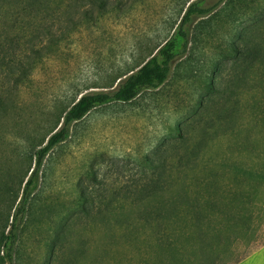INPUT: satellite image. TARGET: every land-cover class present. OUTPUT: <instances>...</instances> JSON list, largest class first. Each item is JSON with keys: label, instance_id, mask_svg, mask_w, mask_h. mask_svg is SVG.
Segmentation results:
<instances>
[{"label": "trees", "instance_id": "trees-1", "mask_svg": "<svg viewBox=\"0 0 264 264\" xmlns=\"http://www.w3.org/2000/svg\"><path fill=\"white\" fill-rule=\"evenodd\" d=\"M109 1L0 0V70L4 77L15 78L11 79L14 85L19 84L42 60L45 47L40 51V44L56 41L57 34L69 25L98 20L108 13ZM224 1L210 8L201 7V1L190 3L172 36L137 70L121 75L127 76L114 89L85 94L71 103L58 130L34 154L35 167L9 233L0 238L2 260L13 264L17 241L13 230L30 201L29 188L46 156L68 139L72 125L99 107L131 104L143 91L165 86L176 59L192 45L187 28L193 18H200L193 28L194 38L202 36L200 41L206 30L207 34L212 31H208L210 19L219 16L212 12L222 3L221 10L233 14L241 8L250 12L248 20L264 25V4L258 0ZM257 3L262 8H254ZM72 8L79 23L71 15L67 19L73 23L68 20L67 27L54 23L58 13ZM260 36L252 42L235 33V39L246 44L230 43L228 53L217 50L215 63L209 65L217 71L221 60H231L234 69L242 68L243 75L233 73L230 80L243 84L248 95L239 99L236 92L217 88L214 75L199 68L204 89L189 116L197 114L205 120L199 126L177 122L169 130L176 140L172 143L178 159L167 164L147 158L148 168L156 172L135 189H106L102 199L86 197L83 189L70 210L88 219L87 230L98 239L81 236L77 241L66 240L67 247L62 241H51L45 264H238L264 245V31ZM198 132L189 142L190 134ZM162 176L167 179L165 188L149 186ZM96 230L99 234H94Z\"/></svg>", "mask_w": 264, "mask_h": 264}, {"label": "rangeland", "instance_id": "rangeland-1", "mask_svg": "<svg viewBox=\"0 0 264 264\" xmlns=\"http://www.w3.org/2000/svg\"><path fill=\"white\" fill-rule=\"evenodd\" d=\"M72 1L76 2L67 0L68 4ZM194 1L210 8L219 0H110L108 13L98 20L69 25L57 34L56 41L40 44V51L45 47L42 60L19 84L14 85L11 79L15 78L6 79L0 70V238L9 233L25 184L35 167V152L58 130L71 103L85 94L112 90L127 76L121 75L137 70L172 36ZM258 1L264 4V0ZM260 6L257 3L254 8ZM222 7L223 3L213 10L219 16L216 20L209 18L208 31H212L207 34L206 30L202 41V36H193V28L200 21L193 18L187 28L192 45L176 59L165 86L143 91L131 104L92 110L72 125L68 139L46 156L29 188L30 201L24 216L17 219L13 230L17 235L13 264H45L51 241H62L67 247L66 240L77 241L81 236L91 241L98 239L87 230L88 219L70 210L83 189L86 197L94 199H102L106 189H135L156 172L148 168L147 158L156 163L162 159L167 164L178 159L172 143L176 140L168 133L177 122L199 126L205 120L197 114L189 116L204 89V72L214 75L217 88L226 87L236 92L239 99L248 95L243 84L230 80L233 73L242 76V68L234 69L231 60H221L217 71L209 65L215 63L217 50L228 53L230 43L239 47L246 44L236 40L235 33L255 42L264 25L248 20L249 11L237 7L230 14ZM74 11L72 8L58 13L54 23L67 27L68 15L79 23ZM198 136L199 132L191 133L189 142ZM163 177L149 186L165 188L167 179L164 181ZM2 256L0 243V264H8Z\"/></svg>", "mask_w": 264, "mask_h": 264}, {"label": "crops", "instance_id": "crops-1", "mask_svg": "<svg viewBox=\"0 0 264 264\" xmlns=\"http://www.w3.org/2000/svg\"><path fill=\"white\" fill-rule=\"evenodd\" d=\"M239 264H264V245L250 254Z\"/></svg>", "mask_w": 264, "mask_h": 264}]
</instances>
